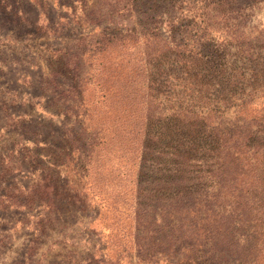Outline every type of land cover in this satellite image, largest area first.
<instances>
[{"label":"trees","instance_id":"trees-1","mask_svg":"<svg viewBox=\"0 0 264 264\" xmlns=\"http://www.w3.org/2000/svg\"><path fill=\"white\" fill-rule=\"evenodd\" d=\"M129 1L122 9L134 16L139 0ZM146 8L140 27L152 32L131 33L118 27L110 6L112 29L90 50L94 57L125 46V65L137 67L103 94L113 123L137 143L132 192L122 207L133 252H123L134 264H264L263 38L217 35L194 14L191 22L167 23L172 34L160 38L153 34L160 21L152 5ZM137 42L139 51L129 48ZM58 62L57 73L71 72ZM76 77L69 89L80 116L75 132L63 131V155L77 152L88 171L105 136L102 126L85 125L83 80ZM74 188L64 189L65 197L84 204Z\"/></svg>","mask_w":264,"mask_h":264},{"label":"rangeland","instance_id":"rangeland-1","mask_svg":"<svg viewBox=\"0 0 264 264\" xmlns=\"http://www.w3.org/2000/svg\"><path fill=\"white\" fill-rule=\"evenodd\" d=\"M222 1L139 0L132 16L122 9L129 0H0V264H134L123 252L133 246L122 207L132 192L137 143L113 123L103 94L137 67L133 60L125 65V46L94 57L90 50L112 29L110 6L122 30L152 32L140 27L149 5L160 38L172 34L167 23L185 24L194 14L217 35L263 38L264 50V0ZM129 48L139 51V42ZM60 58L67 75L57 73ZM72 74L83 80L85 125L102 126L105 136L88 171L77 152L63 155V131L75 132L80 116ZM59 160L65 167H53ZM83 169L88 175L81 178ZM74 186L82 205L65 197Z\"/></svg>","mask_w":264,"mask_h":264}]
</instances>
